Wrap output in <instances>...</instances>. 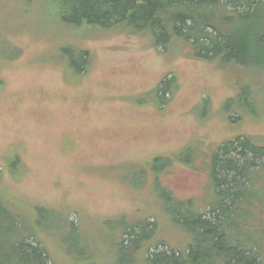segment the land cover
Here are the masks:
<instances>
[{"label": "rangeland", "instance_id": "rangeland-1", "mask_svg": "<svg viewBox=\"0 0 264 264\" xmlns=\"http://www.w3.org/2000/svg\"><path fill=\"white\" fill-rule=\"evenodd\" d=\"M55 10L46 0H0V197L56 264L84 240L61 236L63 218L80 226L100 264L124 222H157L158 238L181 249L186 239L167 223L162 189L204 209L210 155L239 136L264 145V72L221 68L182 41L165 49L125 28L77 29ZM82 51L89 61L73 80L68 63L79 66ZM165 78L176 81L157 106ZM239 84H250L255 113L227 110L239 109L238 100L226 104Z\"/></svg>", "mask_w": 264, "mask_h": 264}, {"label": "trees", "instance_id": "trees-1", "mask_svg": "<svg viewBox=\"0 0 264 264\" xmlns=\"http://www.w3.org/2000/svg\"><path fill=\"white\" fill-rule=\"evenodd\" d=\"M24 1L32 4L41 0ZM46 1L56 8L57 19L77 29L125 28L136 35H150L156 47L165 49L182 41L195 57L218 61L221 68H234L242 74L264 72V0ZM235 21L238 26L229 30ZM81 54L79 66L68 63L67 73L73 80L82 76L89 61L87 52ZM166 78L155 89L153 102L157 106L176 81ZM250 84H239L238 96L226 103L230 108L238 100L239 109H227L229 112H256ZM203 103L206 108L208 102ZM191 150L185 149L186 156L193 153ZM210 157L213 198L204 209L196 208L192 201L178 200L168 188L161 192L167 223L186 239L183 247L173 249L160 240L157 222H124L118 224L122 232L114 239L106 264H264V145L239 136L221 144ZM158 158H164L168 168L173 164L169 157ZM19 159L10 164L14 171ZM178 160L190 166L180 155ZM20 216L0 197V264H56L37 237L25 234ZM62 221L56 228L61 236L84 238L80 245L70 243L71 259L64 264H100L80 226L64 218Z\"/></svg>", "mask_w": 264, "mask_h": 264}]
</instances>
